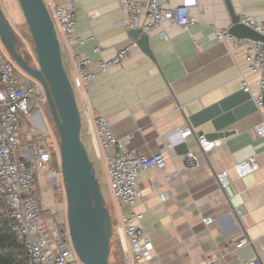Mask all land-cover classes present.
I'll list each match as a JSON object with an SVG mask.
<instances>
[{
  "label": "crops",
  "instance_id": "0c3cea01",
  "mask_svg": "<svg viewBox=\"0 0 264 264\" xmlns=\"http://www.w3.org/2000/svg\"><path fill=\"white\" fill-rule=\"evenodd\" d=\"M147 1L142 0L143 25ZM170 1L173 6L182 2ZM231 1L238 15L264 22V0ZM45 3L51 12L64 0ZM194 14L199 21L187 30L163 24L154 34L143 31L149 37L147 53L131 39L132 29L121 24L125 17L121 0H81L76 33L91 40L80 49L59 38L69 78L75 80L72 54L81 50L96 71V79L86 89H77L81 139L99 160L94 120L103 116L130 150L165 156L163 169L152 168L139 177L142 197L135 207L114 204L121 213L144 215L142 224L154 250L153 258L142 264H202L209 258L217 264H246L257 258L264 264V137L256 134L264 123V111L242 88L244 75L256 91L259 75L248 72L243 57H235L243 49L213 37V28L228 32L232 26L225 0H198ZM129 44L135 49L123 64L99 69V61L114 58ZM187 128L195 135L184 140L182 132ZM217 132L232 135L209 139L220 140L221 145L202 151L197 135ZM38 138L30 127L21 131L23 146ZM183 142L194 156L192 162L177 149ZM251 157L257 159L259 170L240 178L234 166ZM224 171L231 180L226 188L217 179ZM46 183V173L41 172L37 195L51 209L46 213L51 221L56 204ZM116 233L115 255H121L122 262L115 256L113 264H126L129 245ZM241 237L251 243L237 249L235 242Z\"/></svg>",
  "mask_w": 264,
  "mask_h": 264
},
{
  "label": "built area",
  "instance_id": "2783aa9c",
  "mask_svg": "<svg viewBox=\"0 0 264 264\" xmlns=\"http://www.w3.org/2000/svg\"><path fill=\"white\" fill-rule=\"evenodd\" d=\"M80 5L81 0H64L62 5L54 7L50 13L59 38L70 46L77 45L83 49L91 39L82 38L76 33ZM197 5L198 0H182L178 6H173L170 0H148L145 6L147 23L143 25L142 0H121L125 16L121 24L149 34L157 32L163 24L187 30L199 21L194 14ZM240 23L264 36V22L261 20L242 15ZM213 31V37L220 42H230L244 50L235 57H243L248 72L259 75V80L258 89L254 91L242 75V88L250 94L257 108L264 111V42L239 38L218 28H213ZM134 49L135 45L129 44L114 58L99 61V69L107 71L123 64ZM72 61L75 67L74 87L84 90L96 79L92 61L82 50L72 54ZM19 69L0 39V198L7 206L12 231L24 245L27 264H84L73 246L67 215L59 221L56 217L49 221L43 205L35 195L41 172L46 173L50 185L57 184L63 177L60 146L57 143L56 147H52L48 143L49 129L41 118L44 109L41 103L47 102L44 87ZM36 108L38 110L34 112ZM24 120L31 124V130L37 131L39 137L27 147L21 144ZM94 128L99 144V160L105 165L114 204L135 207L142 197L139 177L152 168L163 169L166 165L164 154L161 152L146 156L130 150L115 136L109 121L103 116L94 120ZM256 134L264 137V123L257 128ZM193 135L194 131L189 128L182 132L184 140ZM197 141L204 152L221 145L220 140H209L204 134H198ZM187 156L192 162L193 154ZM55 161L56 167L53 166ZM258 170L259 163L255 157L234 166V171L240 178ZM217 179L224 188L230 185L228 171L218 174ZM160 198L165 201V196ZM58 214L53 212L51 216L53 218ZM115 215L116 230L129 245L125 254L126 264H142L143 261L151 260L154 245L144 230V215L136 211L125 214L116 209ZM205 222L211 223V220L206 219ZM250 243L251 240L247 237H241L235 242L237 249ZM202 264H217V261L209 258ZM246 264H259V261L254 258Z\"/></svg>",
  "mask_w": 264,
  "mask_h": 264
},
{
  "label": "water",
  "instance_id": "95a60500",
  "mask_svg": "<svg viewBox=\"0 0 264 264\" xmlns=\"http://www.w3.org/2000/svg\"><path fill=\"white\" fill-rule=\"evenodd\" d=\"M31 34L38 68L18 50L17 34L0 4V39L17 66L44 87L47 104L60 137L62 175L67 217L73 246L84 264H110L113 221L95 165L81 139L82 117L72 82L63 63L61 42L45 0H18ZM231 15L229 33L239 38L263 41L264 36L240 23L231 0H225ZM131 39L149 53L148 35L141 29L129 32ZM231 132H217L208 139H223ZM187 155L183 142L178 148ZM188 160V159H187ZM189 162V160H188Z\"/></svg>",
  "mask_w": 264,
  "mask_h": 264
},
{
  "label": "rangeland",
  "instance_id": "374dc122",
  "mask_svg": "<svg viewBox=\"0 0 264 264\" xmlns=\"http://www.w3.org/2000/svg\"><path fill=\"white\" fill-rule=\"evenodd\" d=\"M0 4H1V8L5 12L7 19L9 20V22L11 23V25L13 26L17 34V37L19 40V43H18L19 52L25 57V59L27 58L29 60L30 65L32 67L38 68V61H37V57L35 54L34 43H33L31 34L29 32L28 26L26 24V21L24 19L23 12L21 10L18 0H0ZM70 79L74 87L75 80L72 78V76H70ZM74 90H75V94L77 95V98H79L78 90L75 87H74ZM41 104L44 106V109L41 114L43 123L44 125L48 126L47 124V121H48L50 124V127H48L49 129L48 143L52 145V147H56L57 143L60 144L59 134L57 132V129L53 121V118H52L47 102L46 103L42 102ZM37 110L38 108H36L34 112H36ZM22 126L23 127L21 128V130L24 131L25 128L30 127L31 124H29L26 120H24L22 121ZM94 153L95 152L92 149H90L89 155L91 157L92 162L95 165L96 176L99 179L101 190H102L103 196L105 197L106 204L110 210L112 221H113V237L111 239V253L109 257L110 264H113L114 258L116 256L115 249H116V238H117L116 226H115L116 224L115 208H114L113 199L111 198V195H110L111 189L109 188V184L107 183V176H106L107 174H106L105 165L103 162L98 160L96 154ZM53 166L56 167V161L54 162ZM59 180L60 181L57 184H53V185L46 183L47 188L53 192V193L51 192V194L54 199L53 201L55 202L56 205L51 213L53 212L59 213L57 216H53V219H55L56 217L57 221H59L60 218L64 219V217L67 215V200H66V193L64 189L63 177H61ZM36 187H35V195L37 199L40 201V203L43 205V208L45 209V213L48 214L51 209H49L46 205L42 203V201L40 200L41 198L39 199L37 195L39 191V185L38 186L36 185ZM116 257H119L118 259L122 262L121 255H118Z\"/></svg>",
  "mask_w": 264,
  "mask_h": 264
},
{
  "label": "trees",
  "instance_id": "16d2710c",
  "mask_svg": "<svg viewBox=\"0 0 264 264\" xmlns=\"http://www.w3.org/2000/svg\"><path fill=\"white\" fill-rule=\"evenodd\" d=\"M7 211L0 198V264H27L24 245L12 231Z\"/></svg>",
  "mask_w": 264,
  "mask_h": 264
}]
</instances>
